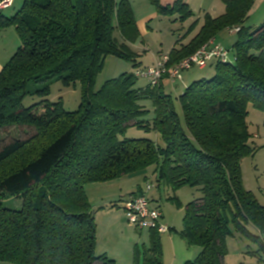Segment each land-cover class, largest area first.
<instances>
[{
  "label": "trees",
  "instance_id": "trees-1",
  "mask_svg": "<svg viewBox=\"0 0 264 264\" xmlns=\"http://www.w3.org/2000/svg\"><path fill=\"white\" fill-rule=\"evenodd\" d=\"M151 1L159 14L179 13L182 21L192 15L181 0ZM256 1L223 0L225 12L207 15L192 40L170 53L168 66L221 31L239 28L232 60L217 61L213 77L193 81L179 96L184 124L164 87L169 78L137 88V76L124 73L96 90L108 56L136 62L129 41L140 31L130 0H25L10 17L0 10V32L15 27L20 38L0 71V132L8 134L0 137V261L117 264L97 254V222L86 186L153 165L159 182L202 192L187 204L182 231L201 252L185 264H225L228 238L236 234L264 252V204L246 188L242 171L243 159L256 150L249 105L264 111V22L252 31L245 26ZM54 79L82 84L78 110L48 100V84L30 88ZM35 94L45 99L25 107V98ZM148 101L152 120L143 119L150 114ZM132 126L155 130L163 145L151 138L121 139ZM10 128L21 138L12 137ZM8 197L20 199L22 207L5 206ZM150 234L149 248L136 249L135 264H162V233Z\"/></svg>",
  "mask_w": 264,
  "mask_h": 264
},
{
  "label": "rangeland",
  "instance_id": "rangeland-1",
  "mask_svg": "<svg viewBox=\"0 0 264 264\" xmlns=\"http://www.w3.org/2000/svg\"><path fill=\"white\" fill-rule=\"evenodd\" d=\"M130 1L137 22L141 25L139 36L134 42L129 41V45L137 53V63L114 55L108 56L103 69L97 75L96 90L101 89L109 79L120 77L124 73L136 75L137 71L145 70L147 67L152 66L156 59L162 58L164 55H170L174 48L179 49L192 40L201 30L207 15L215 17L226 10L223 0H181V2L187 4L192 13L189 18L182 21L179 13H175L173 16L159 14L157 7L151 0ZM24 2L25 0H15L14 7L5 9L3 14L8 17L14 15L22 8ZM263 22L264 0H257L251 16L245 22V26L252 31ZM5 34H7L6 38L0 35V45L7 50L16 51L20 46V38L15 27L8 28ZM116 36L120 38L118 33ZM239 37L240 33L237 31L226 29L217 35L216 41L230 51V56H233L235 53L234 44ZM176 64L167 66V73L164 77L170 78L169 70ZM215 74L216 62H212L204 69L193 67L182 71L180 78L164 80L165 90L175 101L176 110L183 124L184 115L179 96L193 81L211 78ZM47 84L50 86L48 100L53 102L61 100L67 111L78 110L82 98V84L79 81L67 85L61 80L54 79L31 83L30 88L32 90L40 89ZM149 84L148 78L137 76V88L146 87ZM43 99L45 98L40 95H30L25 98L23 104L25 107H30ZM147 104L150 114L143 119L152 120L154 117V106L151 101H148ZM248 110V123L252 134L251 145L256 150L254 154L243 159V179L246 188L253 191L260 202H262L264 201V111L255 108L252 104L249 105ZM9 131L12 137L21 138L17 128H10ZM7 136V133L0 132L2 139ZM120 138H151L163 145L160 135L155 130H146L136 126L130 127ZM155 168L153 165L115 181L92 183L86 186L87 194L91 201L97 195L107 196L104 204L106 207L103 209L99 208L97 201L92 203L95 205L93 210L97 222L98 255L103 254V251L107 249V255L115 257L117 264H135L136 249L139 248L143 253L149 248L150 231L148 229H139L132 224L126 215L122 202L120 201L121 203L117 202L119 204L113 205L111 204L112 198L108 197L115 188L117 190L123 189L124 193L122 192V195L129 197L132 190L139 189V185H143L147 191V196L149 194L148 198L153 197L151 205L159 206L162 209L164 215L162 223L170 227L168 232L160 235L162 264H185L188 260L193 261L199 256L201 247L190 246L183 237L182 231L184 229L187 204L201 197L202 192L198 187L184 185L174 189L167 184L159 182ZM149 184L152 185V190H147ZM115 197H119V194ZM4 204L13 209L22 207V201L16 197H8L4 200ZM228 248L229 252L225 258V264H264V252L257 253L260 248L259 244L248 238L241 237L238 234L230 236L228 238ZM0 264L16 263L0 261Z\"/></svg>",
  "mask_w": 264,
  "mask_h": 264
},
{
  "label": "built area",
  "instance_id": "built-area-1",
  "mask_svg": "<svg viewBox=\"0 0 264 264\" xmlns=\"http://www.w3.org/2000/svg\"><path fill=\"white\" fill-rule=\"evenodd\" d=\"M14 0H0V10H5L13 6ZM234 28L232 31H238ZM235 59V58H234ZM170 60L169 55L156 59L155 63L145 70L137 71V76H143L149 79L152 86H156L167 73V66ZM232 60L230 51L217 43L214 38L210 39L201 48L192 55L184 58L169 70V79H177L182 75V71L198 67L204 69L212 62H229ZM152 189L148 185L147 190ZM147 192V191H146ZM142 192L124 202V208L129 221L139 229H156L160 233L170 230L167 224L162 223L163 211L159 206H152L147 193Z\"/></svg>",
  "mask_w": 264,
  "mask_h": 264
},
{
  "label": "crops",
  "instance_id": "crops-1",
  "mask_svg": "<svg viewBox=\"0 0 264 264\" xmlns=\"http://www.w3.org/2000/svg\"><path fill=\"white\" fill-rule=\"evenodd\" d=\"M177 0H161V2H162V4H164V5H168V4H174L175 2H176ZM14 2H15V0H14ZM12 7H14V4H13V6H11L10 8H12ZM10 8H7V9H10ZM156 15V14H155ZM137 25H138V27H139V30H140V24L137 22ZM6 30L7 29H5V30H3V31H1L0 32V35H2V37L3 38H6L7 36V34H5L6 33ZM230 31H232V30H230ZM216 38H217V36L214 38L215 39V41H216ZM217 42V41H216ZM15 53V51H12V50H7V49H5L4 48V46H1L0 45V71L3 69V67H4V65L10 60V58L13 56V54ZM121 190V191H120ZM120 190H117L116 188L114 189V191L113 192H111L110 193V195L108 196L109 198H112V203L111 204H113V205H117V204H119V203H117V202H122V205L124 206V202L125 201H127V200H129L131 197H133V196H135L136 194H138V193H142V192H146V190H145V188H144V186L143 185H139V189H135V190H132L131 192H130V196L129 197H125V196H123L122 194L124 193V191H123V189H120ZM152 190V189H151ZM119 191H120V193H119ZM123 192V193H122ZM147 193V192H146ZM117 194H119V197H115ZM89 196V195H88ZM148 196H149V194H148ZM115 197V199H113ZM106 198H107V196L105 197H103L102 195L100 196V195H97V197L96 198H93V201L94 202H98V206H99V208L100 209H103V208H105L106 207V205L104 206V204H105V200H106ZM126 198V199H125ZM89 199H90V197H89ZM150 200H151V202L153 201V197L152 198H149ZM259 199V198H258ZM93 201H91V199H90V202H91V204L93 203ZM120 202V203H121ZM262 202H264V201H262ZM264 204V203H263ZM92 206H95V205H93L92 204ZM94 208V207H93ZM163 217H164V215H163ZM146 229H148L149 231L151 230L150 228H145V229H142V230H146ZM143 235V234H142ZM97 243H98V237H97ZM98 245V244H97ZM106 251H103L104 253L103 254H108V251H107V249H105ZM109 256V255H108ZM110 257V256H109ZM111 258H113V259H115V257H111ZM116 260V259H115ZM135 261V260H134Z\"/></svg>",
  "mask_w": 264,
  "mask_h": 264
}]
</instances>
